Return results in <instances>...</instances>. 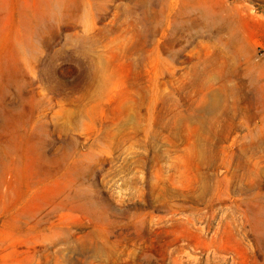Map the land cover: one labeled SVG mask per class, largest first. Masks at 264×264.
I'll use <instances>...</instances> for the list:
<instances>
[{"label":"rangeland","instance_id":"374dc122","mask_svg":"<svg viewBox=\"0 0 264 264\" xmlns=\"http://www.w3.org/2000/svg\"><path fill=\"white\" fill-rule=\"evenodd\" d=\"M0 264H264V0H0Z\"/></svg>","mask_w":264,"mask_h":264}]
</instances>
